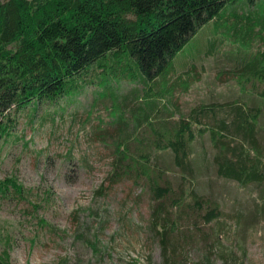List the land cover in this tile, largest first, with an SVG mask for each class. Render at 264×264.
<instances>
[{"label":"trees","instance_id":"obj_1","mask_svg":"<svg viewBox=\"0 0 264 264\" xmlns=\"http://www.w3.org/2000/svg\"><path fill=\"white\" fill-rule=\"evenodd\" d=\"M230 1L0 0V137L10 133L16 112L57 101L95 67L104 75L97 81L100 96L114 98L112 86L123 75L141 85L122 103L112 100L109 128L96 130L94 137L111 154L109 181L130 178L147 192L148 228L164 264L189 263L186 248L190 252L193 244L180 221L207 244L216 239L221 202L198 187L201 175L212 181L210 169L243 187L255 185L256 201L246 219L264 216V48L246 53L253 39L264 43V0H245L247 9L230 27L237 47L229 54V75L238 84L237 99L183 116L173 108L166 76L163 88L159 80L189 38ZM254 5L260 10L253 11ZM204 111L210 125H201ZM206 130L217 148L211 160L205 153L193 156L194 142ZM2 183L20 186L10 178ZM95 193L102 195L103 186ZM244 214L241 210L243 220ZM87 245L100 251L97 239ZM0 264H9L6 251L0 252Z\"/></svg>","mask_w":264,"mask_h":264},{"label":"rangeland","instance_id":"obj_2","mask_svg":"<svg viewBox=\"0 0 264 264\" xmlns=\"http://www.w3.org/2000/svg\"><path fill=\"white\" fill-rule=\"evenodd\" d=\"M247 7L245 0L225 4L189 38L159 77L163 88L166 76L173 108L183 116L239 97L238 84L229 75L233 63L229 54L237 47L230 27ZM251 9L260 10L255 5ZM210 40L214 48L207 51ZM260 46L264 48V43L253 39L246 53ZM100 71L95 67L85 72L77 88L53 103L19 110L10 133L0 137V252H7L9 264H164L148 228L147 192L130 178L109 181L111 154L94 137L96 130L109 128L112 100L122 103L141 85L123 75L112 86L114 98L100 96L103 88L97 81L104 79ZM207 111L198 116L203 126L212 122ZM177 117L176 111L172 119ZM193 147L197 159L205 153L211 160L217 152L207 130L197 136ZM209 171L212 181L201 175L198 187L217 196L222 214L214 223L216 239L211 245L180 221L181 227H188L187 241L193 244L190 252L186 248L188 264H264V216L246 219L253 211L257 187H243ZM9 178L19 188L2 183ZM100 186L102 195L95 193ZM82 223L87 230L78 227ZM93 238L99 252L87 245Z\"/></svg>","mask_w":264,"mask_h":264}]
</instances>
